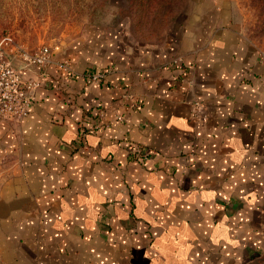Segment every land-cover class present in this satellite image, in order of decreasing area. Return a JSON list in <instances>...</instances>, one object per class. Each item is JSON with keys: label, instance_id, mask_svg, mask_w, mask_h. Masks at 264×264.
Segmentation results:
<instances>
[{"label": "crops", "instance_id": "obj_1", "mask_svg": "<svg viewBox=\"0 0 264 264\" xmlns=\"http://www.w3.org/2000/svg\"><path fill=\"white\" fill-rule=\"evenodd\" d=\"M191 19L52 50L30 115L0 121V264L237 263L233 239L264 229V53L236 6Z\"/></svg>", "mask_w": 264, "mask_h": 264}, {"label": "rangeland", "instance_id": "obj_2", "mask_svg": "<svg viewBox=\"0 0 264 264\" xmlns=\"http://www.w3.org/2000/svg\"><path fill=\"white\" fill-rule=\"evenodd\" d=\"M175 4L168 27L158 29L163 17L153 14L148 25L138 31L131 0H0V40L11 36L28 52L43 47L63 52L72 44L87 42L92 35L123 26L140 40L161 42L170 33L179 35L198 7L222 4L237 7L244 35L264 53V0H177ZM210 13L208 19L212 20L214 13ZM256 225L264 226V218H256ZM233 241L231 246L237 245L238 253H230L229 240H223L225 257L232 258L235 253L233 257L239 261L224 259L222 264H264V229L252 236L244 231Z\"/></svg>", "mask_w": 264, "mask_h": 264}, {"label": "built area", "instance_id": "obj_3", "mask_svg": "<svg viewBox=\"0 0 264 264\" xmlns=\"http://www.w3.org/2000/svg\"><path fill=\"white\" fill-rule=\"evenodd\" d=\"M51 64L53 52L50 48L43 47L35 52H28L18 46L11 36L0 40V121L21 123L30 115ZM57 66L70 77L76 74L69 60L58 62ZM25 74L34 75L36 78H26ZM105 79L104 71L86 74L89 84L99 83ZM196 106L200 116L204 105L197 102ZM133 152L136 158L142 159L146 156L145 150L139 146H135Z\"/></svg>", "mask_w": 264, "mask_h": 264}, {"label": "trees", "instance_id": "obj_4", "mask_svg": "<svg viewBox=\"0 0 264 264\" xmlns=\"http://www.w3.org/2000/svg\"><path fill=\"white\" fill-rule=\"evenodd\" d=\"M132 1V10L135 14V24L137 30L139 31L145 25H148L150 22L149 17L153 14L157 17H163V22L158 24V29L163 27H168V20L171 16V13L174 11L175 3L177 0H131ZM146 23V24H145ZM161 30V29H160ZM263 251L259 252L262 253Z\"/></svg>", "mask_w": 264, "mask_h": 264}]
</instances>
